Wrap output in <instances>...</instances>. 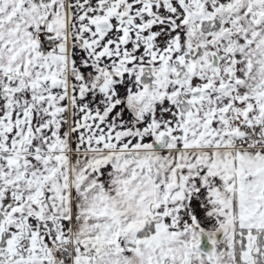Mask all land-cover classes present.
I'll list each match as a JSON object with an SVG mask.
<instances>
[{"label": "snow or ice", "instance_id": "snow-or-ice-1", "mask_svg": "<svg viewBox=\"0 0 264 264\" xmlns=\"http://www.w3.org/2000/svg\"><path fill=\"white\" fill-rule=\"evenodd\" d=\"M0 264H264V0H0Z\"/></svg>", "mask_w": 264, "mask_h": 264}]
</instances>
